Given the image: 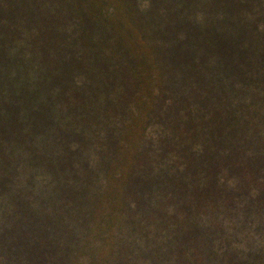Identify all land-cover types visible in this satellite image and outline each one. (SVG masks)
<instances>
[{
    "label": "trees",
    "instance_id": "trees-1",
    "mask_svg": "<svg viewBox=\"0 0 264 264\" xmlns=\"http://www.w3.org/2000/svg\"><path fill=\"white\" fill-rule=\"evenodd\" d=\"M0 201L143 264H264V0H0Z\"/></svg>",
    "mask_w": 264,
    "mask_h": 264
},
{
    "label": "rangeland",
    "instance_id": "rangeland-1",
    "mask_svg": "<svg viewBox=\"0 0 264 264\" xmlns=\"http://www.w3.org/2000/svg\"><path fill=\"white\" fill-rule=\"evenodd\" d=\"M5 211L0 201V264H143L138 251L118 255L103 233L40 228L17 212ZM130 239L137 238L127 236L126 241Z\"/></svg>",
    "mask_w": 264,
    "mask_h": 264
}]
</instances>
